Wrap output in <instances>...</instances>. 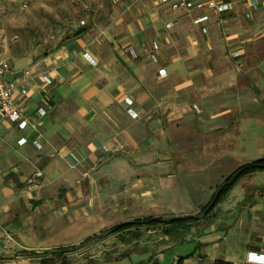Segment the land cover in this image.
<instances>
[{"label":"crops","instance_id":"1","mask_svg":"<svg viewBox=\"0 0 264 264\" xmlns=\"http://www.w3.org/2000/svg\"><path fill=\"white\" fill-rule=\"evenodd\" d=\"M148 1L150 7L136 11L133 3L106 40L91 43V27L52 53L9 64L8 80L30 73L26 97L15 95L38 125L0 122V264H41V257L20 251L78 245L132 219L193 215L240 166L232 145H240L238 125L264 115V0H224L230 9L223 13L171 11ZM200 13L209 19L193 24ZM153 41L157 62L146 55ZM40 73L52 80L45 91ZM252 174L184 234L142 227L137 239L108 234L63 258L68 264L131 257L133 264H261L264 181ZM87 246L89 260H78L74 254Z\"/></svg>","mask_w":264,"mask_h":264},{"label":"rangeland","instance_id":"2","mask_svg":"<svg viewBox=\"0 0 264 264\" xmlns=\"http://www.w3.org/2000/svg\"><path fill=\"white\" fill-rule=\"evenodd\" d=\"M123 2L124 0L118 3L110 0H0V58L11 64L16 58L25 59L41 56L45 52L52 53L71 37L74 30L82 26L95 28L94 35L89 39L91 43L106 40L118 20L128 16L127 11L131 5L128 8ZM135 3L134 7L131 6L134 11L140 6L143 8L144 4L148 7L151 5L148 0H138ZM246 119L241 120L238 125L240 145H234L238 142L232 143L238 148L233 159V163L238 165L264 156V115ZM252 178L264 181V169L253 173ZM263 198L264 196L260 199ZM143 211L144 215H152L148 210ZM122 234L126 235L125 241L132 239L131 231H124ZM85 248L74 254L78 260H89L91 246ZM134 261L135 257H131L114 264H133Z\"/></svg>","mask_w":264,"mask_h":264},{"label":"built area","instance_id":"3","mask_svg":"<svg viewBox=\"0 0 264 264\" xmlns=\"http://www.w3.org/2000/svg\"><path fill=\"white\" fill-rule=\"evenodd\" d=\"M112 3H118L123 0H110ZM138 0H128L130 2L126 7L129 8L130 5L135 3ZM157 2V4L166 7L171 11H183V12H195V11H204L206 9L213 10L216 13H223L230 9V3L224 0H153ZM254 9L256 6H253ZM209 19V16L206 13H200L196 17L192 19V23L199 25L203 22H206ZM170 23L165 24V28H169ZM201 31L206 32V28L201 26ZM158 49L159 45L157 42L153 41L149 50L146 52L148 59L151 62L158 61ZM130 54L134 57L139 56V53L135 49H130ZM83 56H85L91 65H96V62L90 58V56L84 52ZM9 64L6 60L0 58V122L7 120L10 123L14 124L18 129H24L26 126H29L33 130L36 129L38 123L30 119L29 116L25 113L24 107L19 103L20 100L16 97L15 92L18 91L21 98L26 97L28 93L27 81L30 76L26 74H30L28 70H23L20 72V77L18 79L8 80L6 78V74L9 71ZM159 76L165 74L164 68H159L157 70ZM38 77L43 83V91L46 90V86H48L52 80L46 73L38 74ZM124 104L126 106V112L132 118L136 117L137 114L132 110V99L129 97H125L123 99ZM45 113V109L43 107L37 108V114L42 116ZM26 142L25 138H20L18 140L19 144H24ZM31 143L38 149L41 148L40 142L33 138ZM260 263H264V260H260ZM171 264H177V261L174 260Z\"/></svg>","mask_w":264,"mask_h":264},{"label":"trees","instance_id":"4","mask_svg":"<svg viewBox=\"0 0 264 264\" xmlns=\"http://www.w3.org/2000/svg\"><path fill=\"white\" fill-rule=\"evenodd\" d=\"M88 27L82 26L71 34H79L83 29ZM264 169V157L254 159L250 162L244 163L238 166L230 175H228L221 184H219L210 198V200L202 206L195 215H187L183 217H174L170 216L169 218L162 217H142L132 219L127 222L115 224L98 234H94L85 238L78 245L65 246L53 248L51 250L43 251L40 254L35 252H27L25 250L20 251L21 254H30L31 256L41 257V264H68V260L64 259L63 255L65 253L75 251L81 248L85 243H88L92 240L101 239L108 234H116L124 231H131L132 238L137 239L140 235L139 228L142 227H152L160 225L162 227V233L168 236H175L177 232L184 234L192 224H194L198 219L210 215V212L226 197L229 190L234 186V184L245 175H250L256 171ZM62 257V260L58 263L54 260L55 257Z\"/></svg>","mask_w":264,"mask_h":264}]
</instances>
